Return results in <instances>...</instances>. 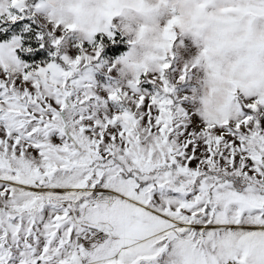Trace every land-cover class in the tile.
<instances>
[{"label": "snow or ice", "instance_id": "1", "mask_svg": "<svg viewBox=\"0 0 264 264\" xmlns=\"http://www.w3.org/2000/svg\"><path fill=\"white\" fill-rule=\"evenodd\" d=\"M25 5L10 0L0 17L14 24ZM175 24L163 28L169 48ZM20 47L0 44V264H264V95L236 92L185 135L167 53L101 98L100 45L43 67ZM149 72L160 87L147 97Z\"/></svg>", "mask_w": 264, "mask_h": 264}, {"label": "clouds", "instance_id": "2", "mask_svg": "<svg viewBox=\"0 0 264 264\" xmlns=\"http://www.w3.org/2000/svg\"><path fill=\"white\" fill-rule=\"evenodd\" d=\"M39 4V13L71 29L65 36L78 33L87 39L120 18L124 34L132 39L118 63L120 71L133 79L144 68L156 69L165 53L173 55L160 21L175 20L178 34L199 49L193 61L204 73L198 100L209 118L227 112L236 92L264 95V11L251 0H40ZM8 5L9 0H0V7Z\"/></svg>", "mask_w": 264, "mask_h": 264}, {"label": "rangeland", "instance_id": "3", "mask_svg": "<svg viewBox=\"0 0 264 264\" xmlns=\"http://www.w3.org/2000/svg\"><path fill=\"white\" fill-rule=\"evenodd\" d=\"M38 3H40V0H35V2L31 4H27L26 0L24 12H19L14 9L11 11L18 17H22V14H25L26 12L36 16L38 20L45 25L53 44L56 39H61L62 43L60 47H55L59 50L58 57L55 56L56 52L54 50L45 57L38 59L27 56V50L30 48V45L25 44V36L22 35V29H18V27L14 30V34H8L7 30L13 23L7 20L6 15L0 17V44L8 43L13 38H19L21 40V47L16 50L18 58L21 59L23 63L29 64L33 67H43L46 66L47 63L53 62V60L59 61L60 57L65 55L69 56V58H74L76 55H79L80 48L78 46L81 44H84L89 50L96 45H100L102 49H104V46L114 42L116 37H123L122 43L127 45V49L119 52L116 56L103 54L102 52L100 59L93 65V79L95 82L94 90L101 96V98L107 96L106 90L110 88H119L127 91V84L133 79V77L120 71L121 65L118 61L129 50L132 37L124 34L120 18H116L112 22L113 26L109 29L112 33L111 37L103 33L97 34L94 43L88 45L87 40L84 39L83 36L78 33H71L65 36V28L63 25H60L59 28H57L55 23L50 21L45 14L36 12L35 6ZM167 21L168 17L162 18L160 21V27H165ZM175 32L177 35L173 42V55L168 56V62L171 67L165 73V78L168 80L169 85L174 89L173 94L170 96L174 105L182 108L187 114V119L183 120L181 127L176 129V131H183L185 135H187L189 131H198V128H193L194 124H198L199 126H203L204 124V113L198 100V96L202 91L200 88V81L204 73L198 67H192L194 58L199 52L198 47L190 40L180 36L177 29H175ZM177 52L179 53L178 56L176 55ZM182 75L185 77L183 81L180 80ZM141 81V85L139 86L141 94H146L147 97H150L159 91L160 81L158 72H149L147 75H142ZM109 108L115 111L120 110V106L116 105H110ZM255 115L259 119H264V112H259ZM185 125L187 128H185Z\"/></svg>", "mask_w": 264, "mask_h": 264}, {"label": "trees", "instance_id": "4", "mask_svg": "<svg viewBox=\"0 0 264 264\" xmlns=\"http://www.w3.org/2000/svg\"><path fill=\"white\" fill-rule=\"evenodd\" d=\"M33 2H35V0H32V2L31 0H27V4H31ZM17 28L22 29V35L25 36V44L30 45V48L27 50V56L38 59L45 57L54 50L56 52L55 56L58 57L59 50L54 47L45 25H43L36 16L28 12L22 14V17L16 21V23L10 25L7 33L14 34V30ZM41 37L43 39H41ZM122 42L123 37H116L114 42L104 46L102 51L103 54L116 56L119 52L126 50L127 45Z\"/></svg>", "mask_w": 264, "mask_h": 264}]
</instances>
